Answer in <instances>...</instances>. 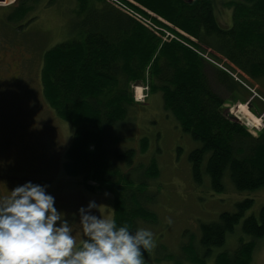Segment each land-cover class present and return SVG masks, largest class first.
Wrapping results in <instances>:
<instances>
[{
	"label": "trees",
	"instance_id": "obj_1",
	"mask_svg": "<svg viewBox=\"0 0 264 264\" xmlns=\"http://www.w3.org/2000/svg\"><path fill=\"white\" fill-rule=\"evenodd\" d=\"M31 1L16 0L3 16L21 29L34 9ZM119 1L143 12L126 0ZM134 1L163 19L167 25L152 17L177 39L164 38V31L154 33L109 1L75 0L72 17L87 18L92 13L101 17L85 19L75 36L45 50L40 70L45 102L74 128L64 153L65 174L78 177L89 191L110 192L117 224L133 229L137 219L156 221L155 213L144 205V196L146 185L159 174L155 159L134 166L137 153L147 151V138L140 139L139 150L107 146L118 140L109 138L111 129L144 99L135 100L133 85L146 82L150 92L160 91L164 109L199 143L188 155L194 184L202 185L206 174L210 188L221 192L227 175L236 191L264 188V128L254 135L226 115L224 99L212 88L213 80L227 89L238 84L255 94L241 76L264 77V0H221L220 9L230 10V25L223 21V13L219 20L215 15L217 0ZM256 98L264 102L259 94ZM256 98L248 103L256 112H264V103ZM132 167L141 172L136 185L127 173ZM252 207V199H243L234 210L201 223L200 235L181 246L182 261L168 253L154 259L207 264L211 257L213 264H251L264 237V204L245 215ZM241 218L236 246L215 251L229 234L238 232L234 228ZM147 255L148 251L145 264H152Z\"/></svg>",
	"mask_w": 264,
	"mask_h": 264
},
{
	"label": "rangeland",
	"instance_id": "obj_2",
	"mask_svg": "<svg viewBox=\"0 0 264 264\" xmlns=\"http://www.w3.org/2000/svg\"><path fill=\"white\" fill-rule=\"evenodd\" d=\"M15 1L0 0V181H5L9 189L28 180L47 183L49 191L56 197L58 209L72 213L94 199L101 204L102 214L113 215V195L110 192L89 191L79 183L78 177L65 174L64 153L72 141L74 128L58 118L45 102L40 83L44 51L71 39L85 19L98 18L101 14L72 17L75 0H33V11L27 14L23 27L18 29L16 23L8 22L3 16V12L15 6ZM220 8L221 0H217L215 15L219 20L223 13L224 22L230 25V10ZM241 79L257 94H251L238 84L227 89L213 80L212 88L225 101L223 112L256 135L264 128V112L263 109L256 112L248 102L258 94L264 99V77L254 80L241 76ZM132 90L135 100L144 99L138 107L130 108L127 117L111 129L109 138L117 137L118 140L116 143L110 141L107 146L139 150L140 139H148L147 151L137 153L134 166H145L151 159H155L158 165V177L146 185L144 196V205L155 213L156 221L147 223L137 219L136 227L148 228L154 233L155 246L148 250V261L175 264L172 260L156 261L154 257L168 253L182 261L181 246L190 243L193 236L200 235L201 223L214 221L221 212L234 210L236 202L247 198L253 200V207L245 215L250 211L257 212L264 204V188L236 191L227 175L223 179L225 190L221 192L210 188L206 174L202 185L194 184L188 155L199 143L164 109L160 91L150 92L146 82L133 85ZM140 96L142 99L138 98ZM127 173L133 178L134 185L140 181L141 172L133 168ZM105 192L110 196L106 197ZM241 222L242 218L234 228L238 232L232 237L229 234L224 245L215 251L234 248L236 235L239 231L241 233ZM258 245L251 264H264V247H261L264 246V237ZM207 264H213L211 257Z\"/></svg>",
	"mask_w": 264,
	"mask_h": 264
},
{
	"label": "clouds",
	"instance_id": "obj_3",
	"mask_svg": "<svg viewBox=\"0 0 264 264\" xmlns=\"http://www.w3.org/2000/svg\"><path fill=\"white\" fill-rule=\"evenodd\" d=\"M49 188L0 181V264H145L150 229L118 225L94 199L67 213Z\"/></svg>",
	"mask_w": 264,
	"mask_h": 264
},
{
	"label": "built area",
	"instance_id": "obj_4",
	"mask_svg": "<svg viewBox=\"0 0 264 264\" xmlns=\"http://www.w3.org/2000/svg\"><path fill=\"white\" fill-rule=\"evenodd\" d=\"M106 1H109L111 4H113L116 7L120 8L126 14H128L131 17H133L136 21H138L139 23H141L143 26L147 27L148 29H150L154 33L158 34V33H160L159 31H164L165 32V35L163 36L164 38L166 37V38H169V39H172V38L177 39V37L174 36L172 33L168 32V31H165L164 28H163V25H158L157 23H155L152 20V17L156 18L159 21H161L162 24L167 25V23L163 19H161L158 15H156L152 11L148 10L147 8L143 7L139 3L135 2L134 0H126V1H128L129 3L135 5L136 7L141 9L143 12H136L132 7L126 5L125 3H123L122 1H119V0H106ZM146 15H148V16H146ZM191 39L194 42H196V39H193V37ZM190 48H193V47L190 46ZM205 57L208 58L207 60H209L211 62H214L211 58L207 57L206 55H205ZM142 95H144V94H142ZM141 96L138 97V98L142 99Z\"/></svg>",
	"mask_w": 264,
	"mask_h": 264
},
{
	"label": "bare ground",
	"instance_id": "obj_5",
	"mask_svg": "<svg viewBox=\"0 0 264 264\" xmlns=\"http://www.w3.org/2000/svg\"><path fill=\"white\" fill-rule=\"evenodd\" d=\"M182 44V43H181ZM184 46V45H183ZM185 47H187V46H185ZM138 88H140V87H138ZM137 91L139 92L140 90L139 89H137ZM241 107H243V108H241V111H244V106H241ZM248 113V112H247ZM246 114V113H245ZM255 124V123H254Z\"/></svg>",
	"mask_w": 264,
	"mask_h": 264
},
{
	"label": "flooded vegetation",
	"instance_id": "obj_6",
	"mask_svg": "<svg viewBox=\"0 0 264 264\" xmlns=\"http://www.w3.org/2000/svg\"><path fill=\"white\" fill-rule=\"evenodd\" d=\"M222 13V12H221ZM224 16V15H223ZM223 16H221L222 18H223ZM223 21H225V20H223ZM225 24H227V22H225ZM262 248L264 247V246H261Z\"/></svg>",
	"mask_w": 264,
	"mask_h": 264
},
{
	"label": "crops",
	"instance_id": "obj_7",
	"mask_svg": "<svg viewBox=\"0 0 264 264\" xmlns=\"http://www.w3.org/2000/svg\"><path fill=\"white\" fill-rule=\"evenodd\" d=\"M227 21V20H226Z\"/></svg>",
	"mask_w": 264,
	"mask_h": 264
}]
</instances>
